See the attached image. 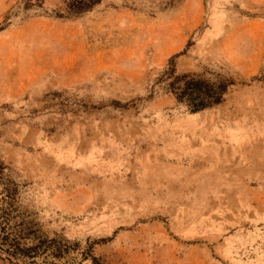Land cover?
Segmentation results:
<instances>
[{
    "label": "rangeland",
    "instance_id": "1",
    "mask_svg": "<svg viewBox=\"0 0 264 264\" xmlns=\"http://www.w3.org/2000/svg\"><path fill=\"white\" fill-rule=\"evenodd\" d=\"M7 186L42 264H264V0H0Z\"/></svg>",
    "mask_w": 264,
    "mask_h": 264
},
{
    "label": "trees",
    "instance_id": "2",
    "mask_svg": "<svg viewBox=\"0 0 264 264\" xmlns=\"http://www.w3.org/2000/svg\"><path fill=\"white\" fill-rule=\"evenodd\" d=\"M229 84L225 81L208 82L190 78L185 80L182 87H177L174 93L178 102H186L191 110L196 112L219 103ZM3 193H6L4 200L9 202H7L8 207L2 208L0 214V250L8 256L29 264L48 263L49 258L58 259L60 262L65 261V254L69 251L70 243L64 238H49L39 233L36 224L31 220L22 222L19 228L13 227L10 224V215L11 208L16 210L13 206L17 190L14 186H7L0 192V194ZM92 260L96 259L93 257Z\"/></svg>",
    "mask_w": 264,
    "mask_h": 264
}]
</instances>
